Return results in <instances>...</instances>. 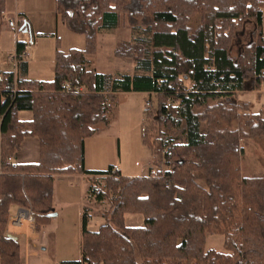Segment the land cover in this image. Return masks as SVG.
<instances>
[{"label":"trees","instance_id":"trees-1","mask_svg":"<svg viewBox=\"0 0 264 264\" xmlns=\"http://www.w3.org/2000/svg\"><path fill=\"white\" fill-rule=\"evenodd\" d=\"M57 14L86 36L85 48L66 52L57 40L52 80L27 78L21 57L16 72L0 73V264H22L21 245L7 234L11 207L29 208L43 231L57 174L84 175L87 194L110 201L97 231L84 219L83 259L69 264H264V176L242 174L241 146L264 135V113L247 116V130L202 131L209 101L264 82V0H57ZM245 20L256 23L259 40L234 59L233 36ZM124 21L147 37L118 40L114 55L148 73L114 78L92 68L90 56L99 33ZM25 28L32 32L21 18L19 31ZM33 37L17 43L19 55ZM130 92L155 96L144 144L168 169L134 177L113 166L87 170L86 138L110 126L116 96ZM28 136L40 139V161L13 163ZM126 214L143 215L144 225L127 226ZM209 233L224 235L226 252L206 249Z\"/></svg>","mask_w":264,"mask_h":264},{"label":"crops","instance_id":"crops-1","mask_svg":"<svg viewBox=\"0 0 264 264\" xmlns=\"http://www.w3.org/2000/svg\"><path fill=\"white\" fill-rule=\"evenodd\" d=\"M11 3H13V8H11ZM21 18H28L32 28V32L23 31L26 38L23 37L22 40L18 39L17 36L13 37L10 28L13 25L19 31ZM65 27L68 28L57 14V0H6V10L0 14V73L17 71V66L10 57L17 51V43L19 41L28 43L32 40V35H34V42L26 46V56L23 58L27 62L26 77L39 81L52 80L55 75L56 49L52 47L48 56L40 55L38 52V40L55 36L57 45V40H63L64 34L60 35V32ZM64 33L66 36H70L68 31H64ZM9 35H11V45L7 49H12L6 51L4 46ZM85 46L83 48L73 46L66 52L72 48L84 49ZM6 53L8 54L6 55ZM47 57L48 60H46ZM35 58H39L40 61H36ZM35 63L40 67L47 66L50 73L53 74L52 78H43L41 75H43L44 70L35 69ZM22 113H20V116ZM30 116L22 119H28ZM122 159L120 142L114 134L86 138L85 167L87 170L107 171L113 166L116 170H120L123 175L134 177L133 174H124L128 172H126L127 168L123 165ZM147 160H149V166L151 165L149 169H152L155 163L154 157L152 156ZM39 161L40 139L37 136H28L22 141L21 148L12 159V162L25 164L38 163ZM143 162L144 160L136 161L137 166L142 165V174L140 176L147 175L145 163ZM1 170L0 116V173ZM88 186V181L82 174L55 175L53 212L56 213V216L51 218L49 224L41 232L36 230L35 222L29 219V214H32L29 208L18 205L11 207L7 234H13L17 237L16 240L21 245L22 264H69L70 262L83 259L84 219L86 218L87 220V230L97 231L105 223L104 215L107 212V210L100 209L102 208L101 203L97 204L100 206V208H97L96 204L88 201L85 194V188H88ZM79 187L81 188V193H78ZM19 215H22L20 219H18Z\"/></svg>","mask_w":264,"mask_h":264},{"label":"rangeland","instance_id":"rangeland-1","mask_svg":"<svg viewBox=\"0 0 264 264\" xmlns=\"http://www.w3.org/2000/svg\"><path fill=\"white\" fill-rule=\"evenodd\" d=\"M11 3V8H13ZM12 10V9H11ZM12 36H17L22 40L26 38L25 34L21 31H17L15 26H11ZM60 35H63V42L60 41V47L63 50L75 46L83 48L86 44V36L84 34H78L71 32L68 28H62ZM264 30V27H263ZM64 31H68L70 36H66ZM10 36L5 42V50L11 45ZM147 37L145 33L133 31L126 21L122 22L118 28L101 31L98 35V51L95 55L90 56L91 67L95 68L99 72L109 74L114 78H120L125 74H147L148 71L144 66L135 59L121 58L114 55V49L117 45V41L120 39H137L139 37ZM56 37L49 36L38 40V52L41 55L48 56L52 47L56 49ZM259 40V29L255 22L251 20H245L242 28L235 32L230 47V55L237 59L241 56L245 48L250 44H256ZM10 43V44H9ZM14 44V43H13ZM8 53H6L7 55ZM36 61H40L39 58H35ZM48 60V57L47 59ZM46 63V62H45ZM35 69L44 70L43 78H52L53 74L50 73L46 67H40L35 63ZM37 70V71H39ZM251 83L248 85L246 91L230 94L226 98L220 100H211L209 105L213 109L209 112V119L203 124L202 131H226L237 130L239 128H245L247 130V116L264 113V82L259 88H251ZM153 100V107H156L155 96H151ZM149 99V95L141 92L119 93L115 99V110L110 114L111 124L109 127H101V133L95 135V137H103L106 135L114 134L120 142L121 154L123 165L127 168L128 173L133 176H140L142 174V165L137 166L136 161H142L145 163L146 173L149 174L150 169L147 160L153 155L148 146L144 144V133L148 124V114L145 111L146 102ZM153 110V108H152ZM204 108H200L199 111H203ZM30 112H23L21 118L30 116ZM183 137H178L175 142H183ZM241 146L242 152V174L244 176H264V135L252 136L242 140ZM155 162V159H154ZM153 168L156 170H162V172L168 169L167 165L163 164L159 166L157 162L154 163ZM126 170V169H125ZM98 187L104 185L102 178L98 179ZM87 187L85 188V194L89 202L96 204L97 208L108 211L110 208V201L108 199L97 200L94 196L87 194ZM78 193H81L79 187ZM144 216L141 214H126L125 223L127 226H143ZM207 250H216L219 252H226L224 248V235L209 233L206 242Z\"/></svg>","mask_w":264,"mask_h":264},{"label":"built area","instance_id":"built-area-1","mask_svg":"<svg viewBox=\"0 0 264 264\" xmlns=\"http://www.w3.org/2000/svg\"><path fill=\"white\" fill-rule=\"evenodd\" d=\"M25 56H26L25 52H24L23 54L19 55L18 52L16 51L13 55H11L10 59L13 60V61L15 62V64H16V66H17L20 57H21V58H24ZM152 108H153V102L148 100V101L146 102L145 111H146L147 113H149V112H151ZM115 170H116V169H115ZM157 172H158V170L152 168V169H150L149 174H150V175H156ZM21 216H22V215H19V218H18V219H20ZM28 217H29V219H30L31 221H34V216H33L31 213L29 214Z\"/></svg>","mask_w":264,"mask_h":264},{"label":"water","instance_id":"water-1","mask_svg":"<svg viewBox=\"0 0 264 264\" xmlns=\"http://www.w3.org/2000/svg\"><path fill=\"white\" fill-rule=\"evenodd\" d=\"M26 25V23H24V26ZM24 32H29V29L28 28H25L24 30H23ZM49 216L50 217H53V216H56V213H54V212H52V213H50L49 214ZM10 238H12V239H17V237L15 236V235H13V234H9L8 235Z\"/></svg>","mask_w":264,"mask_h":264}]
</instances>
